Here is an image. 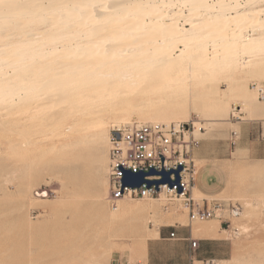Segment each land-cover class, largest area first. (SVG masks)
Here are the masks:
<instances>
[{"label": "bare ground", "instance_id": "1", "mask_svg": "<svg viewBox=\"0 0 264 264\" xmlns=\"http://www.w3.org/2000/svg\"><path fill=\"white\" fill-rule=\"evenodd\" d=\"M27 1L28 10L42 6V11L16 23L15 18L20 13L15 9L21 3H8L7 8L0 3V105L43 109V119L56 124L54 136L93 128L95 132L85 137L92 136L94 142H98L111 123L125 121L123 114L133 111L146 114L151 121L171 124L172 120L188 113L189 104L205 96H212L209 106L216 109H225L230 98H238L250 116L264 118L255 103L256 94L248 84L234 82L222 95L217 89L209 88L204 95L197 94V98L198 91L185 86L182 77L188 73L193 81L210 84L215 81L217 70L239 67L243 54L255 56V64L263 60L258 54L264 52V8L240 12L237 11L239 5L235 14L229 16L224 11L228 13L226 8L231 0H219L214 4L207 0H140L127 4L123 0L124 6L118 5V2L123 3L119 0H112L114 5L110 6L109 0ZM176 4L178 10L164 14L161 9L164 6L171 10ZM230 7L232 9V5ZM184 9L188 12L186 16ZM206 10L219 15L203 18L201 13ZM259 11H262L260 16ZM198 16L203 20L196 21ZM182 17L186 21L184 26L179 24ZM33 21L41 29H34L30 37L24 34L16 44H6L12 27L30 25ZM248 25L257 32L253 38L243 33ZM182 31L187 34L180 35ZM209 40L214 44L211 53L207 47ZM261 69H257L259 75L264 72ZM200 128L196 125L195 131L200 132ZM53 146L58 147L56 141ZM25 192H28L27 187ZM193 192L196 197L202 195L197 188H193ZM39 195L45 197L47 193ZM108 197L106 178L103 191L95 195V206L110 232L107 242L100 245L101 252L93 260H82L84 264H103L110 246L117 242L130 251L133 264H145L147 240L159 237L160 227L183 222L186 218L183 213L154 217L159 213V201L167 202L165 195L154 199L158 203L139 205L123 198L112 210L107 206ZM124 222H127L129 236L112 232H118Z\"/></svg>", "mask_w": 264, "mask_h": 264}, {"label": "rangeland", "instance_id": "2", "mask_svg": "<svg viewBox=\"0 0 264 264\" xmlns=\"http://www.w3.org/2000/svg\"><path fill=\"white\" fill-rule=\"evenodd\" d=\"M119 1L123 3L118 2V5H125L123 0ZM132 1L140 0L127 2L125 0V3H134ZM207 1L214 4L219 0ZM237 1H229L226 8L228 13L226 10L224 13L235 14L239 5L237 11L240 12L264 8V0ZM14 2L21 3L15 9L20 13L15 18V23L23 21L28 15L42 11V6H34L28 10L27 0H0L4 8ZM109 2L110 0L107 2L109 6L113 4L112 0ZM163 7L161 9L166 14L178 10L179 5L176 4L171 10ZM184 10L186 16L188 12L187 9ZM261 13L262 11H259V16ZM201 15L206 18L219 14L213 10H206ZM202 16L200 18L198 16L196 21H202ZM184 19V17L179 19L180 25L186 24ZM38 28L41 29V26L36 27L34 21L30 25L14 26L9 30L5 42L16 44L24 34H29L30 37L34 29ZM245 28H248L247 31ZM245 28L243 33L245 32L249 38L256 35L257 32L253 31L251 26ZM179 34L187 32L182 31ZM213 45L211 40L207 42L210 53L212 49L214 50ZM246 55L251 54L240 56L239 67L235 70L232 68V74L231 69L224 68L225 71L219 69L215 73V81L202 84L197 80L193 81L186 73L182 76L184 85L197 90L196 96L197 94L202 96L209 88L217 89L218 94L222 95L234 82L237 85L248 84L251 92L256 94V105L264 113V94L260 95V89L264 92V72L259 75L260 72L257 70L264 67V62H261L264 61V52L258 54V57L263 59L261 61L258 59V64L254 62L255 56ZM192 83L194 86H191ZM212 101V96L198 98L197 103L188 105V113L184 117L176 119L177 121L172 120L171 124L186 121L190 125V132L186 134V138L192 139L193 132L194 139L199 142L198 145H193L190 151L196 169L201 165V161L194 156V150L199 145L203 144L208 152L224 154L225 145L230 140L234 142L232 145L235 152L231 155V160L224 165L228 171L227 184L223 194L218 198L226 204L231 202L238 205L240 215L232 219V225L225 235L233 240L236 251L224 264H264V118L250 116L238 98H230L225 109L209 106ZM20 106L0 105V264H84L82 260H93V257L101 252L100 245L107 242L106 236L110 232L107 222L96 209L95 195L103 191L105 180L108 179L110 139L113 130L134 122L157 121L149 120L145 117L146 114L140 112L125 113L123 114L125 121L111 123L104 138L101 137L102 140L94 142L92 136L85 137L86 134L95 132L93 128L76 133L68 132L61 137L54 136L56 124L43 119L45 116L43 109L41 112L38 108L40 112L37 113V108L33 110L24 105ZM196 106H199L198 110ZM240 108L244 110L241 112ZM196 125L201 126L200 132L195 131ZM54 141L58 147L53 146ZM245 147H252L255 156L250 157L246 151L241 150ZM26 187L28 192L24 193ZM42 191H46L47 196L39 195ZM193 197L198 203H202L203 195L196 197L193 192ZM124 199L135 205L158 203L154 200L156 198L124 197ZM166 203L159 201L160 214H155L154 217L164 218L170 213H183L186 214V218L179 222L189 224L187 210L172 208L168 213L164 208ZM107 206L112 210L108 199ZM201 223L198 221L195 224ZM126 225L127 222H124L118 232L114 230L112 232L129 236L130 232ZM162 228L160 227V230ZM130 255V251L124 249L121 243H113L102 263L133 264Z\"/></svg>", "mask_w": 264, "mask_h": 264}, {"label": "built area", "instance_id": "3", "mask_svg": "<svg viewBox=\"0 0 264 264\" xmlns=\"http://www.w3.org/2000/svg\"><path fill=\"white\" fill-rule=\"evenodd\" d=\"M264 92L260 89V95ZM119 133V138L115 133ZM190 125L186 122L165 124L160 122H134L113 130L111 134L110 164L108 173L109 197L111 208H117L118 201L124 197L161 198L165 195V210L172 208L187 210L189 224L210 219L219 220L223 227L228 228L232 219L240 215V207L234 203L216 202L213 205H201L193 197V188L197 169L190 151L192 146L199 144L194 139L186 140ZM182 166L178 185L170 187L168 183L151 185L143 183L140 187L124 186V171L133 173L170 171ZM161 175L145 177L146 180H159ZM175 180V175L171 174ZM181 189V191H179ZM46 191H42L44 193ZM47 193V192H46ZM170 237H175L171 232ZM198 239L191 238V246L196 249ZM213 261H206L211 264Z\"/></svg>", "mask_w": 264, "mask_h": 264}, {"label": "crops", "instance_id": "4", "mask_svg": "<svg viewBox=\"0 0 264 264\" xmlns=\"http://www.w3.org/2000/svg\"><path fill=\"white\" fill-rule=\"evenodd\" d=\"M232 140L225 145V153L218 154L216 151L208 152L203 144L194 150V156L201 161L197 169V188L203 198L201 205H213L221 202L219 196L223 194L228 171L224 166L231 160L233 151ZM250 157L255 156L252 147L241 148ZM217 219L202 221L201 224H183L179 221L162 226L159 237L147 240L145 264H196L206 261H227L230 260L236 251L235 243L225 235L230 227H223ZM211 222V223H208ZM171 232H175V237H170ZM191 238L198 239L196 249L191 246Z\"/></svg>", "mask_w": 264, "mask_h": 264}, {"label": "water", "instance_id": "5", "mask_svg": "<svg viewBox=\"0 0 264 264\" xmlns=\"http://www.w3.org/2000/svg\"><path fill=\"white\" fill-rule=\"evenodd\" d=\"M115 135L119 138V133L116 132ZM182 170V166L180 165L177 169H172L170 171H161L158 172L155 169H151L149 172H138L133 173L129 170L124 171L123 184L124 186L131 187H140L143 183H146L149 187L151 185L158 186L159 184L168 183L170 187L179 184L180 176L179 173ZM171 174L175 175V180L171 179ZM152 175H161L162 178L159 180H146L145 177ZM181 191V189H179Z\"/></svg>", "mask_w": 264, "mask_h": 264}]
</instances>
